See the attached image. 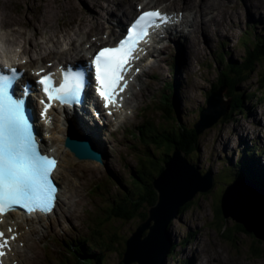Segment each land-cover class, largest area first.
Masks as SVG:
<instances>
[{"label":"rangeland","instance_id":"obj_1","mask_svg":"<svg viewBox=\"0 0 264 264\" xmlns=\"http://www.w3.org/2000/svg\"><path fill=\"white\" fill-rule=\"evenodd\" d=\"M143 1L144 6H160L161 9L166 6V9L176 12L184 8L185 2L184 0H0V9L4 10L8 17L5 24H0V36L4 35L6 39L12 40V37L17 34L14 29L23 31V36L18 40L15 39L14 43L21 45L28 37H32V42L26 47V55L32 56L34 64L38 61L39 64L51 62V60L57 62L59 59L60 63L64 64V57L70 59L74 55L71 52L67 54L60 52L61 49L68 47L65 44V39L71 35V30H76L80 35L88 30V40L97 42V39L100 38V43L107 42L104 34H111L114 30H118L111 26L108 28V22L115 25L114 18L120 17L122 20L125 14H128L129 9L133 12L136 3L139 4ZM216 2L218 10L216 20L221 26L219 32L215 33L211 30L208 31V34H203L199 30L190 36L174 33L172 38L164 39L157 45L161 51L154 52L150 59L151 67L146 66L143 74L138 76V81L136 80L132 85L134 92L142 91L143 94L136 103V109L134 111L128 109L130 119L122 121L124 123L116 126V122L112 118L104 123L94 118L97 124L104 125L100 128V138L104 145L102 162L93 159L81 161L91 162L92 165H95L96 162V164L99 163V167L98 169L87 167L81 176L73 180L75 185L80 180V184L73 196V207L69 213L63 212L67 209L66 204L62 209L59 207L58 201L56 213L48 218H43L41 225L36 227L39 234L34 233L29 238L27 234L23 233L28 231V226H19L20 229L22 227L20 247H26L25 238H28V242L33 238L39 239L37 247L34 249V256L25 264H71L69 249L62 248L57 239L63 237L65 241H69L70 245L76 244L77 238H82V236L94 238L93 241L97 240L92 234L94 226H90L88 222V217L91 215L89 210L97 200V196L93 195L94 200H92L87 195L88 190L96 183H101L100 181H103L106 174L112 170L121 173L122 176L127 175L130 170L126 176V180L129 179L131 170H134L137 164L138 151H141L143 146L138 139L129 141L128 137L133 136V133L136 135L137 127L141 126L145 119L151 124L158 123L160 109L157 106V101H169L170 106L174 103L179 118L176 124L191 126L198 119L200 120V111L206 107L208 95L213 89V84L217 81V66L219 63L222 65L219 54L221 52L226 54L223 65L231 64L234 60L238 62L244 60L243 42L249 38L251 40L253 35L260 33L264 26L262 0H216ZM119 3L122 5L120 10L117 9ZM179 11L183 12V10ZM188 29H190L189 26L184 27L183 32L187 33ZM50 30L55 31L56 40L48 41ZM5 33H11V35L6 37ZM109 38L111 39L113 36H109ZM191 43L198 44V54L189 48ZM181 46L184 48V53L183 51L178 52V47ZM79 56L80 58L77 60L84 59L85 52ZM178 57H180L179 62H177ZM158 64L160 67H155ZM28 70L26 65V72ZM263 76L264 60L256 65L255 71L250 74V77L248 76V79L243 80L237 86L238 91L246 89L248 93L252 94L250 98L243 99V106L236 108L229 119L223 121L222 115L210 127L203 128L199 132L196 147L188 156L197 160L212 173L213 187L192 200L184 212L173 218L170 233L173 235L171 238L174 239V244L177 245L173 250L176 256L175 258L167 257L165 264H264V241L258 240L254 236L252 238L250 234H244V232L232 233V238L226 239L221 233L222 229L218 228L219 225H223L226 229L236 230V222L230 217L224 218L218 223L212 219V209L215 204L219 203L218 200L224 186L232 182V176H228L230 170L223 167V162L227 163L228 159L238 160L241 151L246 146L258 145L263 151L257 155V158L259 163L261 161L260 164H264V89L257 91L256 88L263 81L261 79ZM165 83L168 84L165 87L166 90L161 91ZM162 92L165 93L163 98L160 97ZM225 92L226 90H224ZM224 93H222V100H226ZM132 115L134 116L132 117ZM57 126H61V121L57 123ZM45 140L48 142V146L54 143L50 142L48 137ZM128 145L131 147L137 145L136 151L128 148ZM64 149L62 148V154ZM62 165L60 179L66 172L64 170L69 169L67 155L62 158ZM60 179H58V184L62 186ZM111 185L112 182H110ZM115 189L116 187L112 186L105 198L98 197V199L107 200L104 204L107 205ZM88 203H90L89 208ZM146 210L148 208L141 211L146 212ZM111 213L108 210L104 215ZM138 223V218L129 221L114 217L107 218L106 225L100 228L102 241L98 238V243L104 246V238L109 232H114L115 236L119 233L122 238L127 239L133 231H136ZM191 233L193 235L190 236ZM186 237L188 238L184 244ZM120 244L114 252L102 249V252L106 253L105 264H118L120 259L118 254L124 250L122 243ZM255 247L260 252H254ZM205 251L210 253H205ZM196 256L198 257L196 258ZM17 264H21V262L19 261Z\"/></svg>","mask_w":264,"mask_h":264},{"label":"trees","instance_id":"obj_2","mask_svg":"<svg viewBox=\"0 0 264 264\" xmlns=\"http://www.w3.org/2000/svg\"><path fill=\"white\" fill-rule=\"evenodd\" d=\"M243 43L245 55L244 60L241 62L234 60L231 64L223 65L226 54L225 52H221L219 54L222 65L219 63V66H217L218 78L216 83L213 84L212 91L219 88H224L226 90L224 97L226 100H229V104L227 111L221 117L223 121L229 119L236 108L243 106L244 98H250L252 95L248 93L246 89H244L245 91H238L237 86L243 80L248 79V76L250 77V74L255 71L256 65L264 60V26L262 27L260 33L254 34L251 40L249 38ZM179 60L180 57H178L177 62H179ZM261 79L263 81H261L259 87H256L257 91L264 89V76ZM166 85L168 84L165 83L163 85L161 91L166 90ZM164 94L165 93L162 92L160 97L163 98ZM174 102L176 101L174 100ZM157 104L160 109V120L158 123L151 124L147 119H145L142 125L137 127L138 131L136 135L133 133V136L128 137L129 141L138 139V141H141L140 143L143 146V149L138 151L139 155L137 158V164L134 170H131L129 179L126 180V176L130 173V170L125 176H122L121 173L112 170L106 174V178L103 181H100L101 183H96V185L90 187L88 190L87 195L92 200H94L93 195L97 196V200L89 210L91 211V215L88 217L90 226H94L92 234L97 240L93 241L94 238L82 236V238H77L76 244L70 245L69 241L67 239V241H65L63 237L57 239L62 248L65 247V249H69L68 252L71 255L70 259L72 260L71 264H105L106 253L104 251L102 252L103 248H105L106 251L114 252L121 245L120 243H122L125 250L126 239L122 238L119 233H117L116 236L114 235V232L107 233L103 242L104 246L98 243V238L101 240L100 228L106 225L107 218L114 217L124 221L138 218L139 225L147 217V210L146 212L141 210L149 208V206L153 205L157 199V193L153 187V180L163 170L165 163L171 159L173 152L180 150L185 158L191 159L187 156L191 154L197 144V136L199 133H196L197 131L194 125L198 120L191 126L180 123L176 124L179 118L176 114L177 109L175 104L173 103V105L170 106L169 101L166 100H159L157 101ZM173 130H176L177 132H171ZM128 146V148H132L136 151L137 145L133 147H131V145ZM256 150H259L257 155H260L263 151L258 145L252 147L246 146L241 151V156L238 160L233 159L232 161L231 159H228L227 163L223 162V167L230 170L228 176H232L231 181L247 180L253 185H256L258 188H264V164L259 163L257 156L253 157ZM110 182H112L111 186ZM125 184L127 185L125 186ZM112 186L116 187L115 192L112 194V197L107 205H104L107 200H99L98 197L105 198L106 193L112 188ZM226 186H224V189ZM220 199L218 200L219 203L215 204L212 209V219L215 220V223L224 220L223 212L220 209ZM190 202L184 204L180 208L179 213L184 212ZM89 207L90 203H88V208ZM108 210L112 213L104 215ZM218 228L222 229L221 233L226 239L232 238V233L244 232V234H250L245 232L243 230L244 227L237 222L236 230L229 228L226 229L223 225H219ZM191 235H193V233H191L190 236ZM250 236L253 238L252 234H250ZM187 238L188 237L185 238L184 244L186 243ZM170 239L173 245L167 256L175 258L176 253H174L173 250L176 244H174V239ZM115 245L118 246L112 248ZM253 251L256 253L260 252L257 247H255ZM123 252L118 254L120 259Z\"/></svg>","mask_w":264,"mask_h":264},{"label":"snow or ice","instance_id":"obj_3","mask_svg":"<svg viewBox=\"0 0 264 264\" xmlns=\"http://www.w3.org/2000/svg\"><path fill=\"white\" fill-rule=\"evenodd\" d=\"M171 19L159 10L142 12L114 47H102L93 54L90 69L94 68L96 92L105 107L115 104L118 92L124 91L127 86L125 75L131 62L137 58L138 45L146 42L150 29L158 28ZM5 68L7 74L0 70V222L17 207L27 214L50 212L56 193L51 176L57 166L54 157L40 151L25 114V101L15 97L14 86L21 74L16 68H7V65ZM43 72L40 69L36 73L40 77L36 84L46 97L40 101L42 116H47L53 101L61 105L79 101L84 87L83 72L62 69L58 86L53 83L52 73ZM29 92L30 87L23 85L22 94L27 96ZM9 232L13 229L9 228ZM14 239V233L6 237L0 232V256L5 254L9 240Z\"/></svg>","mask_w":264,"mask_h":264},{"label":"water","instance_id":"obj_4","mask_svg":"<svg viewBox=\"0 0 264 264\" xmlns=\"http://www.w3.org/2000/svg\"><path fill=\"white\" fill-rule=\"evenodd\" d=\"M224 90V88H219L208 95L207 105L200 111V120L198 119L194 125L196 133L203 128L210 127L227 111L229 100H222ZM210 107H219V109L215 114L211 113L207 117L205 112ZM70 141L75 142L72 150L78 159H93L102 162L101 155L90 149L87 142H77L67 138V146ZM64 146L66 147L65 144ZM190 158H185L180 150L174 151L171 159L165 163L163 170L153 180L157 199L153 205L149 206L145 220L126 239L125 250L118 264L133 262L165 264L172 245L169 234L173 218L179 215L180 208L184 204L196 199L208 189L210 190L214 183L212 173L197 160ZM232 182L221 194L220 209L224 218H232L244 227L245 232L264 241V199L262 195L252 189L254 196H250L248 195L249 185H244L243 181L239 180ZM253 186L258 188L256 185ZM242 191L246 192V196L241 195ZM237 195L241 198L239 199Z\"/></svg>","mask_w":264,"mask_h":264},{"label":"bare ground","instance_id":"obj_5","mask_svg":"<svg viewBox=\"0 0 264 264\" xmlns=\"http://www.w3.org/2000/svg\"><path fill=\"white\" fill-rule=\"evenodd\" d=\"M184 1H185L184 2V8L179 9V10H183V12H184V14L182 13L183 19H182V24H181V26H183V27L181 29H179V28L176 29V31H178V33H183L186 36H190L191 34H195L196 32H198L199 30H201L203 32V34L204 33L208 34V31H211V30L214 31L215 33L219 32L221 30V26L219 25V23L216 20V16L218 14V10L216 9V3H217L216 0H184ZM257 4L259 6V3H257ZM121 6H122L121 3H119L117 6V9L120 10ZM262 6H263L262 10H264V0H262ZM128 7H131V6L128 5ZM6 8L8 9V7H6ZM163 10L166 11V8ZM131 12H132V10L129 9L128 14H125V17L122 20L120 19V17L114 18L115 19V25H112L110 22H108V24H109L108 28L111 26L112 28L119 29L120 25L124 22V20L126 18L130 17ZM169 12H172V11H169ZM7 18H8L7 14L4 12V10L0 9V24L1 25L5 24L7 21ZM17 24H19V23L17 22ZM188 26L190 29H188L187 33L182 32L183 28L188 27ZM14 31L17 32V34L12 37V40L9 38L6 39L4 37V35L0 36V47L4 53V56L6 57L7 55L10 54L11 55L10 58L13 60H15L17 53L14 51H10L9 48L18 46V47H20L22 53L26 56V54H27L26 47H27V45H29L32 42V37L30 36L21 45L14 43L15 39L18 40L19 37L23 36V31H20L18 29H14ZM24 31L26 33L25 29H24ZM118 32H119V30H114L113 33L107 34V37L108 38H109V36L115 37L118 34ZM9 35H11V33H5L6 37H8ZM87 37H88V30L86 32H84L82 35L78 34L76 32V30H71V35H68L67 38L65 39V44L68 47L61 49L60 52H61V54H67V53L71 52L74 55H73V58H70V59L64 57L65 62L72 63V61L73 62L78 61L77 59L80 58L79 55L81 53L86 52L88 50V48H93L96 46L95 42L90 43V41H89L90 45L86 49L85 46H83V44L88 43ZM207 37H208V35H207ZM48 39H49L48 41H52V39L56 40L54 30H50L48 32ZM97 40H100V38ZM189 45H190L189 48L192 49L196 54H198V51H197L199 48L198 44L191 43ZM152 49L153 50L151 51V55H150L151 58H152V55H154V52H156V51L160 52L161 51L160 48H158V47L156 48L154 46L152 47ZM181 51H183V53L185 52L184 48L182 46L178 47V52L180 53ZM25 56L23 58H25ZM36 60H38V59L36 58ZM154 60H155V58H154ZM52 61H54V60H52ZM185 62H187V61H185ZM35 63H36V66H34L33 69H38V68L46 65V64H42V63L39 65L38 62H35ZM55 63H56V65L60 64V59H59V61H57ZM30 64L33 65L34 61L31 60ZM144 66L145 65H143V68H145ZM155 67L159 68L160 66L158 64ZM142 94H143L142 91H140V92L132 91L130 98L124 97L122 99L123 107H122V109L115 112L113 120L115 122L119 123L125 117V115H126V117H125L124 122L127 121L128 119H130V116L127 113L128 109H130V111H134L136 109V103L138 102V100L140 99ZM91 108H92V105H88L82 111H73V112H68V113L64 112L63 120H61L62 121L61 126H54V122H53V126L49 129V131H45L46 132L45 136H47V137L50 136L49 139L54 142L53 145L48 146L47 142L45 143V145L42 143L44 150H47V149H48V151H49V149L52 150V152L59 158L58 168L54 174V181L55 180L57 181L58 179H60V167L63 166L62 165V158H64L67 155L68 159H69V169L64 170V172L65 171L66 172L63 175V177H61L62 179H60L62 186H59L58 195H57V204L59 201V205H60L59 207L64 209L65 204L67 206V209L65 211H63L65 213H69L71 211L70 209H71V207H73V202H74L73 196L75 195V193L77 191V186L80 184V180H78V181L76 180L77 181L76 185L73 183V180L75 178H77L78 176H81L82 172L87 167H91V168H95V169H98V167H99L98 166L99 163L96 164V162H95V165H92L91 162H81L84 160H80V159L78 160L75 152L72 150V148H74L75 142L70 141L69 145L67 146V142H66L67 138H69V140H75L77 142H87L90 149L99 153L101 155V157L103 156V153H102L103 149L102 148L104 145H103L101 138H100V131H101L100 128L104 127V125L98 124L99 126H97V127H91L88 125L89 122L91 124V122L93 121L92 116L90 115V109ZM218 109H219V107H210L209 109L206 110L205 114L208 117L209 114H211V113L215 114L218 111ZM51 113L53 115H54V113H57L60 115V112L54 111V110H52ZM62 116L63 115H60V118H62ZM133 116L134 115H132V117ZM124 122H122V123H124ZM102 123H104V122H102ZM64 144L66 145V149L68 151L64 149V153L62 154V148H64ZM60 148H61V151H59ZM258 151L259 150L255 151V153L253 154V157L257 156ZM56 175H57L58 179L56 178ZM88 177H89V174H88ZM231 183H233V182H229V184H231ZM243 184L250 186V193H248V195L251 196L252 195V189H255L258 193H260L262 195V198L264 199V188H256L255 186L252 185V183H250L247 180L243 181ZM240 193L242 196H246L245 191H242ZM237 196H239V199L241 198L240 195H237ZM252 196H254V195H252ZM57 204H56V207L58 206ZM55 210H56V208L53 210V214L56 213ZM48 217H50V215L47 216V218ZM14 219H15V221H14ZM11 221H14L17 224V226H22V225L26 226L27 225L29 229H28V231H24L23 233L27 234V236L30 238V236L34 233L39 234L36 227L41 225L43 218L31 216L28 218L20 219L18 216H10L5 220L3 226L6 227V224L11 225ZM21 229H22V227H21ZM21 229L20 228L18 229V231L20 233L19 239L15 240V242L12 244L11 251L8 253L7 257L3 260L2 264H17V262H19V261L21 262V264H25L26 262L30 261L32 259V257L34 256V249L37 247L39 239L33 238V239H30L28 242V238H25L26 247L25 246L20 247L19 242L22 240L21 239V236H22ZM169 236H170V238L173 237V235L171 233L169 234ZM205 253L209 254L210 252L205 251ZM197 257L198 256H196V258Z\"/></svg>","mask_w":264,"mask_h":264}]
</instances>
